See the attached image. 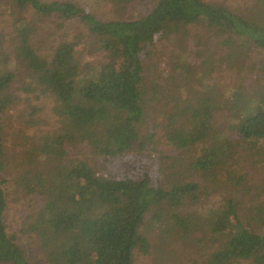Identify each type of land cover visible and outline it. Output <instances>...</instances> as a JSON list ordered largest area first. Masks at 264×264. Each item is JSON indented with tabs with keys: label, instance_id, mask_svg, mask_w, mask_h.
<instances>
[{
	"label": "trees",
	"instance_id": "1",
	"mask_svg": "<svg viewBox=\"0 0 264 264\" xmlns=\"http://www.w3.org/2000/svg\"><path fill=\"white\" fill-rule=\"evenodd\" d=\"M13 1L42 21L79 22L105 54L84 61L80 38L47 53L34 41L35 19H17L14 58L25 80L16 87V65L0 53V113L20 105L18 89L41 91L54 98L60 126L34 134L24 155L6 148L0 127V264H35L8 225L13 177L28 204L21 230L37 236L46 264H135V250L155 248L151 230L182 245L212 241L203 264H264V179L240 164L264 143V92L239 85L229 94L213 74L226 64L243 75L254 55L264 59V1L241 13L224 1L155 0L139 17L113 20L76 0ZM209 39L225 52L216 57ZM164 40L175 49L160 51ZM205 48L213 53L201 61ZM30 108L23 123L32 128ZM130 153L154 158L159 178L150 167L124 168ZM217 190L220 201L205 206Z\"/></svg>",
	"mask_w": 264,
	"mask_h": 264
},
{
	"label": "rangeland",
	"instance_id": "2",
	"mask_svg": "<svg viewBox=\"0 0 264 264\" xmlns=\"http://www.w3.org/2000/svg\"><path fill=\"white\" fill-rule=\"evenodd\" d=\"M82 4L88 5L92 12L102 20H113L118 18H135L139 17L143 12L147 11L151 3L155 0H133L132 2L124 5L117 0H76ZM210 1V0H209ZM211 1H224L227 5L232 6L234 10L241 13H246V7L249 10H257L262 5L264 0H211ZM251 12V11H250ZM255 13V12H251ZM24 19L28 24H33V18L36 21L38 27L34 31V41L37 43L40 50H47L49 53L52 49L54 42H58L62 39L74 40L80 38L79 48L77 54L81 55L84 61H91L92 63H98L103 61L105 52L102 50H96L93 40L94 36L88 29L77 21H66L63 22L62 26H59L58 20H51L46 18L45 20L39 19L31 10L25 9L21 13L16 9L13 0H0V53H6L8 58L12 61L10 64L16 65L18 73V83L16 87H19L24 83L25 73L24 66L15 61L14 58V46L16 45V38L18 36L17 27L22 26V22H18L17 19ZM18 19V20H19ZM18 24V25H17ZM198 27L193 30L196 31ZM201 29V28H199ZM217 40V39H216ZM215 39H209V47L213 50L219 49V53L216 57L225 52V48L220 44L219 40L216 43ZM219 42V43H218ZM175 44V43H174ZM173 42L164 40L157 47L161 50H174ZM204 47L201 46L200 51ZM207 48L204 49L202 57L199 60H205L207 56ZM199 55V54H198ZM167 63L162 61V67H167ZM10 65V66H11ZM249 66H254L252 69L248 68L246 73L243 75L232 74L230 70H227L226 64H224L218 71L214 72V82L219 83L224 87L229 94L234 93L237 90V86L244 85L245 88L256 92H264V59L261 58V54H256L253 58L248 60ZM9 66V64H7ZM197 88L195 84L189 89L183 90L186 97H193L194 92ZM175 90V88H171ZM18 93L23 99L18 107H13L8 110L4 115L0 113V127L3 129L5 145L8 150L11 151H24L29 150L31 147V137L34 134H39L48 130L56 129L60 126L59 115L54 110L55 101L49 93H42L41 91L26 92L23 89H18ZM37 109L36 113L32 116L37 120L34 127L29 128L24 122L28 121L31 116L32 108ZM220 112L219 114H222ZM219 116L217 115V118ZM223 115H220L217 120L219 125ZM221 119V120H220ZM260 149L262 152L256 154L257 150ZM252 152L247 157H242L240 160L241 167L250 171L257 178L259 184H263L264 179V143L261 142L259 147L252 149ZM132 164L125 165L124 168L138 170L141 167H150L153 170L155 178H159V165L152 166L151 159L147 156L137 157L136 154H131ZM80 157V155H78ZM110 168L114 169L115 164L109 165ZM106 169V165H105ZM13 177V176H12ZM185 178L187 176H184ZM192 179L202 180L198 177L192 176ZM14 177L9 187L8 199L10 202V210L8 213V225L10 230L15 232L18 236L21 246L26 250L28 256H30L35 264H46L42 251L39 247L37 236L22 232L23 223L27 226L30 220L27 218L26 208L28 204L26 202L25 194L22 192V186L14 183ZM211 183L203 181L202 190L208 187L209 191ZM227 188L224 186L225 194ZM220 191V190H219ZM217 190L212 194L210 199H205V206L207 204L216 205V202L220 201V193ZM252 194V192H250ZM19 205H24L22 208H17ZM17 209H16V208ZM159 225V224H158ZM196 236L199 234L196 233ZM161 238L164 242H161ZM150 242L155 245V248L149 252H141L135 250V264H203L206 262L208 255L214 251L216 244L212 241L207 242L206 245H188L178 243L174 238H168L167 235H163L160 232L154 230L150 231L149 235ZM242 264H253L252 261L243 260Z\"/></svg>",
	"mask_w": 264,
	"mask_h": 264
}]
</instances>
